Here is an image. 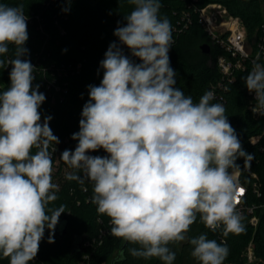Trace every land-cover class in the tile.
Returning a JSON list of instances; mask_svg holds the SVG:
<instances>
[{"label":"clouds","instance_id":"9594fccd","mask_svg":"<svg viewBox=\"0 0 264 264\" xmlns=\"http://www.w3.org/2000/svg\"><path fill=\"white\" fill-rule=\"evenodd\" d=\"M128 3L134 9L113 33L119 43L112 42L100 62L103 79L88 86L79 131L71 137L78 144L59 158L72 169L66 179L92 183L91 202L109 217L111 234L139 245L129 249L132 256L174 264L169 245L186 242L198 264H224L225 243L189 232L197 216L205 228L225 237L244 230L236 161L243 158L247 165L253 155L243 148L225 106L210 103L213 92L194 103L175 87L169 57L173 29L159 14L160 0ZM28 39L23 6L0 3V56L15 46V58L8 60L10 85L0 93V255L9 264H29L46 229L48 243H54L66 212L63 205L49 207L59 190L52 182L49 146L59 139L49 126L51 116L41 123L39 108L46 97L38 84L33 88L35 66L24 59ZM259 61L257 53L243 80L254 93L252 113L264 116V63ZM100 149L107 155L88 154Z\"/></svg>","mask_w":264,"mask_h":264},{"label":"trees","instance_id":"16d2710c","mask_svg":"<svg viewBox=\"0 0 264 264\" xmlns=\"http://www.w3.org/2000/svg\"><path fill=\"white\" fill-rule=\"evenodd\" d=\"M214 1L221 2L232 14L243 19L249 37H259L263 33L264 0H160L159 14L161 18L169 19L173 29L169 57L176 72L175 87L190 95L194 103H198L206 92L214 91V99L210 103L225 106V115L243 148L253 155L247 165L243 158L236 161L240 166L241 179L252 182L254 177L250 171L256 172L262 195L257 196L250 187L247 202L257 204V207L253 213H239L244 225L242 232L230 233L226 237L219 231L212 233L197 216L189 235L195 237L207 233L209 239L225 243L229 251L224 264H245L243 252L253 239L255 254L260 259L256 264H264V150L261 151L250 140L253 134L263 130L264 122L255 118L248 108L250 95L243 77L250 71V66L246 70H238L232 81L223 78L218 68L216 57L220 49L202 26L198 13L201 6ZM0 3L23 6L29 35L24 45L29 54L24 59L35 66L33 88L38 84L39 92L46 97L39 111L43 118L52 117L49 126L60 145L75 150L78 141L71 137L79 131L82 109L89 100L88 86L101 83L104 70L100 62L105 58L109 45L119 43L114 30L126 25L125 16L130 14L134 5L128 0H0ZM66 8L68 11H63ZM203 43L211 45L210 53L201 50ZM120 47L126 56L140 63L126 46ZM9 58H15L14 45L9 46L8 53L0 56L4 61L0 65V93L10 85L12 66L8 65ZM35 151L33 149V154ZM92 153L101 157L107 155L103 149ZM62 166L67 167L65 164ZM56 195L58 199L49 207H65L66 212L61 214L59 222L66 218L67 230L64 234L54 230L55 242L48 243L49 230L46 229L39 245V260H32L29 264H163L159 258L132 256L129 249L139 245L111 234L109 217L98 214L96 205L91 202L92 183L86 181L81 185L76 180L65 178ZM253 214L260 218L256 228L250 222ZM88 239L90 244L85 245ZM169 247L176 253L174 264H198L190 255L192 248L188 243H174ZM0 264H9L8 258L0 255Z\"/></svg>","mask_w":264,"mask_h":264},{"label":"built area","instance_id":"2783aa9c","mask_svg":"<svg viewBox=\"0 0 264 264\" xmlns=\"http://www.w3.org/2000/svg\"><path fill=\"white\" fill-rule=\"evenodd\" d=\"M198 13L202 26L208 31L216 47L220 49V52L216 57V62L223 78L232 81L238 70H246L248 66H250L251 70L252 62L256 58L257 53H260L259 62L264 63V22L262 23L263 33L259 37L255 36L251 40L249 39L248 30L243 19L240 16L232 14L227 6L221 2L214 1L203 5L198 9ZM247 46H251L252 51H249ZM219 85L226 89L225 85L220 83ZM211 92L214 94V91ZM247 92L250 95L248 108L251 110V107L255 103L254 93H250L248 90ZM253 116L264 122V116L254 114ZM43 121L44 118L41 116V123H43ZM250 140L252 143L257 144L261 151L264 150V128L261 132L253 134ZM50 149L53 153L60 152V154L66 149L70 150L69 148L60 145V141L58 144H55V142L51 143ZM54 149L55 151H53ZM240 173L241 170L238 171L236 179L239 188L243 189V195H238L237 197L239 201L237 204V211L238 213H253L257 204H249L247 202V194L251 187L252 191H254L257 196H261V182L256 172L250 171L254 177L252 182L243 181ZM259 219L260 218L257 214H253L250 218V222L255 228L258 226ZM101 231L104 233L105 230L103 229ZM84 244L89 245L90 240H86ZM247 246L249 256L253 257V239L250 240Z\"/></svg>","mask_w":264,"mask_h":264},{"label":"rangeland","instance_id":"374dc122","mask_svg":"<svg viewBox=\"0 0 264 264\" xmlns=\"http://www.w3.org/2000/svg\"><path fill=\"white\" fill-rule=\"evenodd\" d=\"M262 9H263V15H264V2H262ZM254 38V37H253ZM251 37H249V39H253ZM247 49L249 51H252V47L251 46H247ZM52 148V147H51ZM50 149V146H49ZM72 150V149H70ZM50 152L52 153V160H53V172H52V182L58 185V189L61 188L62 186V182L64 181V179L66 178V173H68L69 168L62 166L64 164V162L59 159L60 158V152L59 153H53L50 149ZM89 155L92 156H98L95 155L92 152H89ZM62 166V168L60 169V167ZM243 256L245 257V264H256L258 263V261L260 260L259 257L255 254V249H254V254L253 257L249 256L248 253V246L245 248L244 252H243ZM33 260H39L38 255H36V257ZM42 264H46V263H42Z\"/></svg>","mask_w":264,"mask_h":264},{"label":"water","instance_id":"95a60500","mask_svg":"<svg viewBox=\"0 0 264 264\" xmlns=\"http://www.w3.org/2000/svg\"><path fill=\"white\" fill-rule=\"evenodd\" d=\"M201 50L204 53H210L211 52V45L209 43H203L201 45ZM67 230V220L66 218H63L56 226L55 231L59 234H64Z\"/></svg>","mask_w":264,"mask_h":264},{"label":"snow or ice","instance_id":"6c2138e0","mask_svg":"<svg viewBox=\"0 0 264 264\" xmlns=\"http://www.w3.org/2000/svg\"><path fill=\"white\" fill-rule=\"evenodd\" d=\"M238 195H243V189H240V190H239ZM237 202H239V201L237 200Z\"/></svg>","mask_w":264,"mask_h":264}]
</instances>
